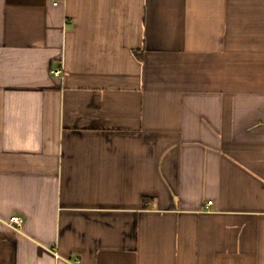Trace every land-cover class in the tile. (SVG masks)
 Wrapping results in <instances>:
<instances>
[{
    "label": "crops",
    "instance_id": "1",
    "mask_svg": "<svg viewBox=\"0 0 264 264\" xmlns=\"http://www.w3.org/2000/svg\"><path fill=\"white\" fill-rule=\"evenodd\" d=\"M75 262L264 264V0H0V264Z\"/></svg>",
    "mask_w": 264,
    "mask_h": 264
},
{
    "label": "built area",
    "instance_id": "2",
    "mask_svg": "<svg viewBox=\"0 0 264 264\" xmlns=\"http://www.w3.org/2000/svg\"><path fill=\"white\" fill-rule=\"evenodd\" d=\"M56 5V3L54 4ZM62 73L61 70H56L54 72L55 75H60ZM22 224L23 221L20 217L18 216H12L9 220H8V225L10 228H12L13 230H15L16 232H20L22 229ZM73 264H80L79 262H75Z\"/></svg>",
    "mask_w": 264,
    "mask_h": 264
}]
</instances>
